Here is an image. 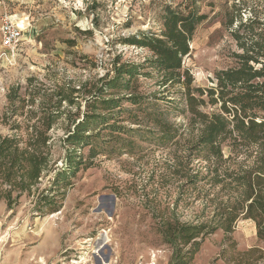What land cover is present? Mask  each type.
<instances>
[{"label":"trees","instance_id":"obj_1","mask_svg":"<svg viewBox=\"0 0 264 264\" xmlns=\"http://www.w3.org/2000/svg\"><path fill=\"white\" fill-rule=\"evenodd\" d=\"M227 14L237 50L231 54L233 64L218 70L209 87L194 86L183 67L205 15L169 9L160 33L140 32L124 40L148 50L142 62L118 55L92 83L56 85L48 95L37 89L34 94L47 100L41 101L28 131L20 135L21 124L15 121L9 125L15 133L0 134V201L12 209L24 195H34L37 212L57 211L60 203L53 200L64 196L70 179L94 167L99 157L132 153L137 136L176 145L183 137L172 172L182 182L181 192L173 204H195L197 210L177 214L167 202L164 210L154 204L152 214L163 242L174 247L173 264H190L204 240L220 230L234 245L232 233L241 218L255 223L264 245V10L242 0ZM141 77L152 79L160 95L143 91ZM19 90L8 99L22 109L25 99ZM63 103L76 110L63 114ZM170 113L186 115V122L171 123ZM55 128L62 135L50 133ZM56 143L63 149L60 167L53 154ZM51 172L49 189L39 192L40 179ZM234 260L259 264L264 251L252 247L237 252Z\"/></svg>","mask_w":264,"mask_h":264},{"label":"rangeland","instance_id":"obj_2","mask_svg":"<svg viewBox=\"0 0 264 264\" xmlns=\"http://www.w3.org/2000/svg\"><path fill=\"white\" fill-rule=\"evenodd\" d=\"M240 1L0 0V134L15 133L9 127L15 121L21 124L20 135L28 131L26 126L36 121L41 101L47 100L34 94L37 89L48 95L56 85L92 83L112 68L118 55L125 61L142 62L148 50L124 40L140 32L160 33L169 9L205 15L183 67L189 69L194 86H211L215 73L233 64L231 54L237 47L226 21L233 3ZM248 1L264 10V0ZM6 15L23 30L13 49L1 41ZM140 81L143 91L160 95L152 79L141 77ZM17 87L25 99L22 109L8 99ZM31 97L35 98L33 104ZM77 100L84 102L82 97ZM75 110L66 103L61 108L63 114ZM173 115L168 116L171 123L186 122V115ZM50 133L62 135L59 128ZM146 137L135 138L132 153L101 156L94 167L79 171L70 179L64 196L53 200L60 203L57 211L37 212L34 195H24L12 209L1 200L0 264H173L174 247L163 242L152 214L154 204L164 210L171 202L173 208L181 192L182 182L172 172L183 137L177 138L181 141L177 145ZM62 153L56 143L53 154L59 167ZM53 176L51 172L40 179L39 192L49 189ZM196 210L195 204L174 207L177 214L192 215ZM232 239L234 245L224 240L221 230L210 235L190 264H236L237 252L252 247L264 251L250 219L237 221Z\"/></svg>","mask_w":264,"mask_h":264},{"label":"built area","instance_id":"obj_3","mask_svg":"<svg viewBox=\"0 0 264 264\" xmlns=\"http://www.w3.org/2000/svg\"><path fill=\"white\" fill-rule=\"evenodd\" d=\"M1 32L2 45L9 49H13L23 36L22 26L18 21H16L9 15H6L3 19ZM2 250L3 248L0 246V257L2 254Z\"/></svg>","mask_w":264,"mask_h":264}]
</instances>
